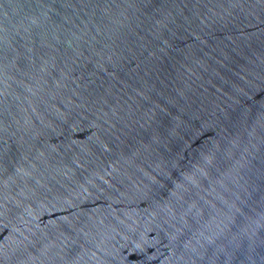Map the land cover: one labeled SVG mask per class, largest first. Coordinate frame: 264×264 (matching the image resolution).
Here are the masks:
<instances>
[{
	"label": "water",
	"instance_id": "obj_1",
	"mask_svg": "<svg viewBox=\"0 0 264 264\" xmlns=\"http://www.w3.org/2000/svg\"><path fill=\"white\" fill-rule=\"evenodd\" d=\"M0 264H264V0H0Z\"/></svg>",
	"mask_w": 264,
	"mask_h": 264
}]
</instances>
